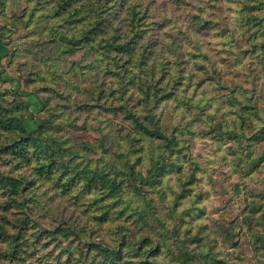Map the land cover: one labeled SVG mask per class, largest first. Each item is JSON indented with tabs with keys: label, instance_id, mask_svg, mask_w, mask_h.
Returning a JSON list of instances; mask_svg holds the SVG:
<instances>
[{
	"label": "rangeland",
	"instance_id": "rangeland-1",
	"mask_svg": "<svg viewBox=\"0 0 264 264\" xmlns=\"http://www.w3.org/2000/svg\"><path fill=\"white\" fill-rule=\"evenodd\" d=\"M83 1L0 0V264H264V0Z\"/></svg>",
	"mask_w": 264,
	"mask_h": 264
},
{
	"label": "trees",
	"instance_id": "trees-1",
	"mask_svg": "<svg viewBox=\"0 0 264 264\" xmlns=\"http://www.w3.org/2000/svg\"><path fill=\"white\" fill-rule=\"evenodd\" d=\"M56 1V3H57V5H59V8L60 7H63V8H66V7H68V12H69V16L71 17V20H75V19H79V18H76L77 17V15H79L81 12H84V10H87V8H86V6H85V4L86 3H88V1L87 2H82L81 4H74V5H72L71 6V4H73V2H72V0H55ZM69 1V2H68ZM77 0H74V2H76ZM68 2V3H67ZM95 3H90V5L92 6V10H94L95 12H96V10L94 9V5ZM121 5V4H120ZM71 6V7H70ZM70 7V8H69ZM117 9V8H116ZM118 10V9H117ZM74 17V18H73ZM76 20V21H77ZM96 20V15H95V17H94V19L92 20V22H94ZM100 25V23L99 22H97L96 24H93V25H90L88 28H86L85 30H89V31H92L93 29H99L98 28V26ZM102 31L103 32H101V39L100 40H103V41H105L106 42V44H107V42H109L110 43V45L111 44H113V45H121L119 42H117V38H118V32L117 31H119L118 29H117V25L115 24V22H113V21H111L110 19H105V22H103V25H102ZM85 37L88 35V34H86V33H84L83 34ZM108 37V38H107ZM81 38H78V40H80ZM115 42L116 43H118V44H115ZM122 46V45H121ZM121 46H119V47H121ZM117 48H118V46H116ZM123 47V46H122ZM130 54H134L133 52H130ZM142 62V61H141ZM154 68L152 67L150 70H149V74H151V73H153L154 72V70H153ZM147 73V72H146ZM24 120H25V118L24 119H22L19 123H20V129H21V131H22V135L21 136H23L24 138H29V137H31L32 138V136H33V133H32V131H30V130H28L27 129V127H26V125H25V123H24ZM135 121L137 122V123H139L140 125H141V127H143L144 129H146V130H148V129H150V126L148 125V124H146V123H144L143 121H141L139 118H135ZM155 131H157V134L159 135V137H162V138H165V139H167L166 138V136L164 135V133L159 129V128H157V130H155ZM257 165V164H256ZM155 168H156V166H154ZM262 238H264V235H263V237ZM148 262V261H147ZM154 262L156 263V264H161L159 261H157V260H154ZM150 263V262H149Z\"/></svg>",
	"mask_w": 264,
	"mask_h": 264
},
{
	"label": "crops",
	"instance_id": "crops-1",
	"mask_svg": "<svg viewBox=\"0 0 264 264\" xmlns=\"http://www.w3.org/2000/svg\"><path fill=\"white\" fill-rule=\"evenodd\" d=\"M32 99L34 101L36 98L33 97ZM35 103H36V101H35ZM34 107H36V106H34ZM26 126L29 127V129H33L35 127V124H34V121L32 118L27 120Z\"/></svg>",
	"mask_w": 264,
	"mask_h": 264
}]
</instances>
